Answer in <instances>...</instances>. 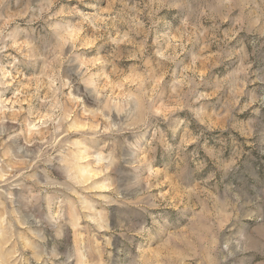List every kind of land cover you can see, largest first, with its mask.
Segmentation results:
<instances>
[{
	"label": "rangeland",
	"instance_id": "rangeland-1",
	"mask_svg": "<svg viewBox=\"0 0 264 264\" xmlns=\"http://www.w3.org/2000/svg\"><path fill=\"white\" fill-rule=\"evenodd\" d=\"M0 264H264V0H0Z\"/></svg>",
	"mask_w": 264,
	"mask_h": 264
}]
</instances>
